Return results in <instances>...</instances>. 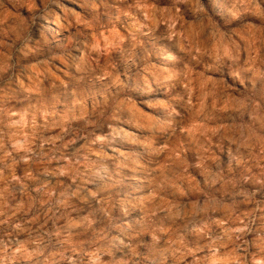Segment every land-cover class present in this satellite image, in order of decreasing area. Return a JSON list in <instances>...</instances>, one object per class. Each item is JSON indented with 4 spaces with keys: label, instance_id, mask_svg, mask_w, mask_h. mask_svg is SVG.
<instances>
[{
    "label": "clouds",
    "instance_id": "obj_1",
    "mask_svg": "<svg viewBox=\"0 0 264 264\" xmlns=\"http://www.w3.org/2000/svg\"><path fill=\"white\" fill-rule=\"evenodd\" d=\"M163 2L0 0V264H264V0Z\"/></svg>",
    "mask_w": 264,
    "mask_h": 264
},
{
    "label": "rangeland",
    "instance_id": "obj_2",
    "mask_svg": "<svg viewBox=\"0 0 264 264\" xmlns=\"http://www.w3.org/2000/svg\"><path fill=\"white\" fill-rule=\"evenodd\" d=\"M146 3L149 6L150 12L152 11L153 8L159 10V9H166L167 7H169V5L163 2V0H146ZM201 3L203 4V7L205 11L208 13L210 19L219 25L220 18L222 17L225 8V0H201ZM181 11H183V9H181ZM159 19H160V15L159 13H157V15L155 16V20L158 21ZM164 27L165 26L163 24H160L156 29L157 34L162 32ZM177 27L179 28V25H177ZM114 41H115V37H113L110 42H114ZM52 71L55 72L57 71V69L53 68ZM132 99L135 102L136 106L141 110V112L145 113L148 118H151L154 115L153 112L148 111V108L145 103H142L140 100H136L135 97H132ZM122 119H126V116L122 117Z\"/></svg>",
    "mask_w": 264,
    "mask_h": 264
}]
</instances>
